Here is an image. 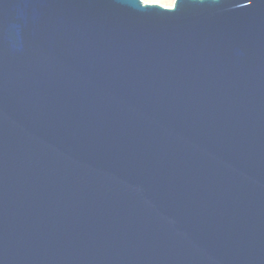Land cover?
I'll list each match as a JSON object with an SVG mask.
<instances>
[{
    "label": "water",
    "instance_id": "water-1",
    "mask_svg": "<svg viewBox=\"0 0 264 264\" xmlns=\"http://www.w3.org/2000/svg\"><path fill=\"white\" fill-rule=\"evenodd\" d=\"M0 264H264V0H0Z\"/></svg>",
    "mask_w": 264,
    "mask_h": 264
},
{
    "label": "rangeland",
    "instance_id": "rangeland-1",
    "mask_svg": "<svg viewBox=\"0 0 264 264\" xmlns=\"http://www.w3.org/2000/svg\"><path fill=\"white\" fill-rule=\"evenodd\" d=\"M143 3L146 4H158L163 7H171L174 0H141Z\"/></svg>",
    "mask_w": 264,
    "mask_h": 264
}]
</instances>
